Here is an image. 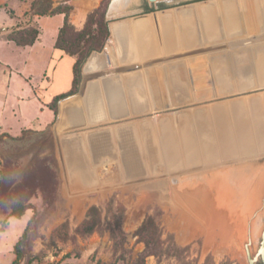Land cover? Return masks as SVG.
<instances>
[{"label": "rangeland", "instance_id": "obj_1", "mask_svg": "<svg viewBox=\"0 0 264 264\" xmlns=\"http://www.w3.org/2000/svg\"><path fill=\"white\" fill-rule=\"evenodd\" d=\"M34 1L3 0L0 5V11L14 19L8 29L0 27V39L11 47H0V74L4 76L5 62L13 71L11 89L0 86V126L7 130L0 129V264H251L250 256L261 264L264 178L257 169L246 189L254 192L243 202L250 200V211L238 199L242 188L234 196L228 194H232L230 182L236 180L234 170L264 168V148L245 153L235 126L241 117L252 134L257 125H264V34L232 37L229 18L223 15L221 35L200 31L188 51L168 56L169 61H122L121 54L106 48L111 43L104 38L112 0H101L86 10V0H51L56 14L44 16L35 14ZM159 1L151 5L137 0L117 16L142 17ZM198 1L178 0L171 6L184 10L185 3ZM228 1L206 0L200 6ZM101 4L107 7L105 16L99 13L89 21ZM66 19L70 27L63 30ZM42 28L56 29L55 47L75 60L93 50L83 69L101 77L88 82L85 97L77 95L81 79L76 93L59 101L51 98L67 91L69 65L58 68L53 78L42 75L41 68L25 66L28 58L21 52L27 46L18 42L32 41L35 35L38 39ZM146 62L148 67L143 66ZM134 65L142 67L122 72ZM154 81L160 82L162 92L151 85ZM175 82L185 83L181 91ZM108 85L119 87L117 97L135 115L107 113ZM30 90L43 112L29 104L35 105L34 100L26 99ZM73 90L74 85L67 93ZM93 91L103 110L95 123L86 105ZM136 100L142 102L141 109L135 110ZM49 111H57L54 119L47 120ZM163 124L171 128L173 139L188 124L198 149L206 146L212 154L200 153L196 162L183 160L176 169L168 159L152 167L141 129L157 127L160 132ZM220 124L227 125L232 135L230 153H222L215 142ZM126 126L130 128L120 129ZM70 140L81 164H67L63 143ZM128 140L143 159L142 176L126 159ZM233 161L237 162L224 163ZM157 184L162 188L154 189ZM210 204L215 218L207 211ZM187 210L194 215L199 210L201 219Z\"/></svg>", "mask_w": 264, "mask_h": 264}, {"label": "crops", "instance_id": "obj_2", "mask_svg": "<svg viewBox=\"0 0 264 264\" xmlns=\"http://www.w3.org/2000/svg\"><path fill=\"white\" fill-rule=\"evenodd\" d=\"M4 1L7 4V0ZM86 1L87 2H84L83 4V8L85 10L88 9L91 4L92 7H90L92 9L96 8L98 5H100L101 0ZM136 1L137 0H112L110 4L111 6L109 8L111 19L109 21L108 30L109 42L111 43V45L107 43L106 48L110 50V46H112L111 51L116 50L118 54H121L122 61L129 59L132 62H145L164 59L168 56L174 55L175 53L188 51L190 44H192V42H195L200 31L208 30L215 36H219L222 34V19L225 13H222V9L218 2H215L216 5H213V8L209 9L206 8L208 5H206L205 7L200 6L202 3L201 1L206 0H201L198 2H188L182 5L185 9L180 10L178 9V7H176V5L171 6L173 3H175V1L178 2V0H162L154 3V6H149L150 9L147 10V14L142 17L120 18L119 16H117L121 12L125 13L130 10V7L128 6H132L136 3ZM229 1V6H227L226 8L229 15L228 28L232 37L235 33L236 35L242 36H249L250 34H264V0ZM1 3L5 4L3 3V0H0V5H2ZM149 3L151 4L153 2ZM160 4H164L166 5V7H159L158 5ZM167 5L169 7H167ZM209 5H211V3H209ZM190 6H193L194 9H188V7ZM26 12H28V10ZM54 20L56 21V19ZM13 24L14 19L9 16L5 10L0 11V27H2L1 29H8V27L13 26ZM55 30L56 29H53L51 31L47 28L40 29L38 39L35 40L33 45L24 48L21 53L26 54L28 58V60H25V66L37 69L41 68V74L43 75L47 73V76H49L50 78H53L56 75L55 72L58 68L62 67L63 65H69L71 70L69 75L70 82L65 87V89L69 91L73 87L74 65L76 63V60L75 58L67 55L61 49L55 47L57 40V32ZM1 46H7L8 48H11L9 47V42L4 38L0 39V47ZM126 51L131 52L128 57H124L122 55V52ZM10 67L11 66L6 62L3 63L2 71L4 76L7 77H4L0 74V86H5L8 89H11V79L13 76V71H9ZM88 72L89 71H87L86 69H83V74H86ZM16 77L19 78L18 76ZM48 84L49 86L53 85L50 83ZM67 91L63 93L57 92L51 98L53 99L59 95L66 94ZM31 94L33 93H31L30 90V94L26 99L28 101L34 100L35 103L39 105L36 102L38 98L36 96V98L31 96ZM6 96L8 98V94H6ZM18 99L21 100L20 98ZM22 100L24 101L25 99ZM29 104H31L33 108L35 106L36 109H41L40 111L43 112L41 108L42 106L40 107L39 105V108L36 104ZM133 111L134 110H129L128 112L125 111L121 115H135V112ZM55 117L56 114L49 111L47 120H49L50 118L54 119ZM45 121L46 118L43 119V124H45ZM126 128H130V126H126L120 129ZM0 129L3 133L5 131L7 132V130H5V128H3L2 126H0ZM3 133L2 135H6ZM80 138L82 139L83 137Z\"/></svg>", "mask_w": 264, "mask_h": 264}, {"label": "bare ground", "instance_id": "obj_3", "mask_svg": "<svg viewBox=\"0 0 264 264\" xmlns=\"http://www.w3.org/2000/svg\"><path fill=\"white\" fill-rule=\"evenodd\" d=\"M148 1L150 2V0H148ZM155 1H152V2H155ZM229 3H230V1L221 2V3L218 2V4L220 5V7L222 9V13L223 14L225 13V16H227L228 18H229V15L227 13L226 7L229 6ZM213 5H216V3L215 2L211 3V5H208L206 8H208V9L213 8ZM126 52H122V55L124 57H128V55L131 54L130 51H126ZM92 65L93 64L91 62L90 66H92ZM241 73L246 75V72H244V71H241ZM184 84L185 83H183V82H175L174 83L175 88L178 89V92L182 90V87L184 86ZM151 85H153L154 89L157 92H162V87H161V84L159 81H154L153 84L151 83ZM97 94L98 93H96V91H93V93L92 92L89 93L90 97L86 101L87 102L86 105L89 107V113L91 115V118L93 119V121H91V123H95V122L102 119V114H103L102 111L103 110H102V106L100 105V97ZM119 94H120V89L118 86L108 85V87L106 89V97H105L106 100L105 101H106L107 105L109 106L107 113L109 114V112H111L110 115H112V116L118 115L119 111L120 112L122 111L121 113H123V111L125 110L124 105H123V101L117 97ZM139 104H140V106H138ZM134 106H135V110H136V108L141 109V106H143V105H142L141 101L136 100V101H134ZM107 118H108V116H107ZM235 126L237 128L238 137L240 139L239 141L241 143V149L245 153L256 151L259 147L264 148V125H262V124L257 125L255 132H253L254 134H252L248 130L247 122L241 117L236 121ZM215 131L217 132V138H216L217 140L215 142L218 145L220 151L222 153H225V154L232 152L233 151V143L231 140L232 135L229 132L227 125H224V124L216 125ZM128 134H131V132H129ZM141 134H142V136L145 137L146 144H144L142 146L146 147V149L148 150V154L150 157V162H151L152 167L157 165L158 163H163V162L165 163V159H168V163L170 165H174L173 167H175V169H176L178 167V164H180L181 161H182V163L185 160L189 163L190 162H196V160L199 159L200 153L208 152V154H212V152L208 151V147H206V146L203 147V149H201L202 151H200L198 149L199 143L196 142L195 139L193 138L192 133H191V128L188 126V124H185V126L180 130V132L178 133L179 134L178 139H176V137L174 139L172 138L173 136L171 133V128L167 124L162 125L160 132L158 131L157 127H156V129H153L152 127L145 126L144 128L141 129ZM253 141L257 144V146H254ZM202 144H204V143L202 142ZM124 145H125V150H126V159H127L128 163L130 165H135L137 167L136 170H137L138 175L142 176L145 172L143 171L142 165L144 163H143V159H142L141 155L137 154V149L131 140H128L126 143H124ZM63 147H64V151L66 154L67 164H68V162H70L71 164H74V162L81 164V161L76 156L77 155L76 154L77 153L76 144H74L72 141L64 142ZM249 149H251V151ZM146 153L147 152L145 151V154ZM257 169L261 173V179H263L264 178V168L262 166H260V167L245 166V167H239L236 171L234 170V172H235L234 175L236 176L234 178L236 180L230 182V193H232V194H228V195H230V197L234 196L237 194L238 190L240 188H242L243 189L242 190V197H241V194L238 193V199H239L240 203H243L246 199H248V197H250L252 194H254V192L250 193V191H246V189L248 188V186H250L251 182H253L255 180V177H256L255 174L257 172ZM83 174H84V172H83ZM218 176H219V174H218ZM209 177H211V176H209ZM213 182H215V180ZM100 185H101V183H100ZM162 186H163V184H157L154 187V189H161ZM160 193L162 194L163 192L160 191ZM263 193H264V184H263L262 189L260 191V197L263 196ZM177 197H178V195H177ZM257 198L258 197L253 196V200H255ZM229 201L227 202L228 204H229ZM247 201L245 203H243V206H244L245 211H250L249 210V201L250 200L248 202ZM230 204H231V201H230ZM191 206H193V208H194L193 204ZM207 211H208V213H210L211 218H215V214H214L215 211L212 212L211 204L209 205ZM186 213H188V214L192 213L191 215L193 217H197V219H199V220L201 219V216L199 215V213H200L199 210L197 211L196 215H194V213L191 212V210L190 211L187 210ZM202 219H204V218H202ZM246 219H248L247 215L244 216V220H246ZM200 223H201V221H200ZM204 224L207 225V223H204ZM184 233H185V229L181 230L180 236L182 237Z\"/></svg>", "mask_w": 264, "mask_h": 264}, {"label": "trees", "instance_id": "obj_4", "mask_svg": "<svg viewBox=\"0 0 264 264\" xmlns=\"http://www.w3.org/2000/svg\"><path fill=\"white\" fill-rule=\"evenodd\" d=\"M106 8L107 7H104V5L101 4V6L89 16V21H90V19H92L94 17V15H97L99 13H102V16H105L106 10H107ZM33 9L35 10L34 11L35 14L39 15V16L56 14V10L53 9V3H52L51 0H35L34 3H33ZM57 13L61 14V13H64V12H57ZM67 27H70V23H69L68 19H66V21H65L63 30H65ZM108 37H109V30H108V27H107L105 29V35H104L105 40L108 39ZM36 38H37V35H35V37L32 39V41H29V42L28 41L27 42H20L19 41L18 43L20 45H22V46H31V45L34 44ZM57 48L62 50V48H60V47H57ZM102 49H104V43L102 44V46L100 47L99 50H102ZM92 51L93 50H90L88 53L84 54L82 58L76 59V63L74 65V82H73V85L75 87V91L73 90V91H71L69 93L57 96L55 98L56 101L66 99L67 97H69L72 94L77 92L78 86L81 83L82 71H83L84 64H85L87 58L91 55ZM70 56L73 57V55H70ZM55 112L57 114V111H55ZM2 136H4V135H2ZM21 216H22V213L17 215V218H20ZM93 232H94V230L90 229V231L88 233L92 234ZM24 238H25V235H24L23 239ZM20 244H21V241L18 243V245H20ZM18 245H17V247H18ZM261 264H264V263H261Z\"/></svg>", "mask_w": 264, "mask_h": 264}, {"label": "water", "instance_id": "obj_5", "mask_svg": "<svg viewBox=\"0 0 264 264\" xmlns=\"http://www.w3.org/2000/svg\"><path fill=\"white\" fill-rule=\"evenodd\" d=\"M152 1H155V0H150V2H152ZM111 49H112V47L110 46V50ZM169 60H171V59L164 58V59H159L158 61L165 62V61H169ZM152 61H150V62H152ZM150 62L144 63L143 66L144 67H148L147 65L150 64ZM140 66L139 65H134V66L124 67V68H122V72L134 71V70L140 69ZM87 71H89V70H87ZM98 77H101V76L100 75H95L94 73H86V74H83V76H82V83H81V87H80V91L78 93V96L85 97V95L87 94L88 82L90 80H93V79L98 78ZM250 159L252 160V157L251 158H246L245 160L244 159H241V161L242 160L248 161ZM238 161H240V160H238ZM235 162H237V161L224 162V163L225 164H233ZM263 250H264V248L261 250L262 261L260 263H264V252H263ZM250 262H251V264H256L257 263V258H252L250 256Z\"/></svg>", "mask_w": 264, "mask_h": 264}]
</instances>
